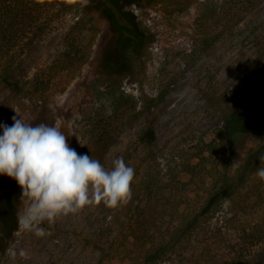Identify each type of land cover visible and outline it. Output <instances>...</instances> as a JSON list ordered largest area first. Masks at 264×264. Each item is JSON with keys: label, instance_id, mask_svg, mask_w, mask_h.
Masks as SVG:
<instances>
[{"label": "rangeland", "instance_id": "1", "mask_svg": "<svg viewBox=\"0 0 264 264\" xmlns=\"http://www.w3.org/2000/svg\"><path fill=\"white\" fill-rule=\"evenodd\" d=\"M153 1L83 0L52 19L43 37L18 60L12 85L0 80V122L11 124L17 111L27 122L59 124L72 147L90 154L89 117L108 87L103 77L113 73L120 90L132 94L139 106L130 116L113 119L97 144L93 133L96 152L90 155L105 167L118 156L130 165L144 158L141 136L146 128L153 130L156 152L168 164L210 137L219 121L208 95L215 90L237 103L263 72L264 0ZM205 4L216 8L215 21H203ZM114 13L133 33L118 26ZM88 17L98 27L96 34L87 35L94 39L89 56L48 82V70L64 49L70 27ZM101 56L106 57L104 67L98 64ZM42 79L48 83L40 85ZM158 97L162 100L147 104ZM138 181L136 177L133 183ZM20 193L14 180L0 176V264H96L100 248L110 243L134 201L132 194L115 208L86 207L57 220L49 234L37 238L18 226Z\"/></svg>", "mask_w": 264, "mask_h": 264}, {"label": "trees", "instance_id": "2", "mask_svg": "<svg viewBox=\"0 0 264 264\" xmlns=\"http://www.w3.org/2000/svg\"><path fill=\"white\" fill-rule=\"evenodd\" d=\"M82 2L0 0V80L11 86L23 52L43 37L52 19ZM153 2L147 0V5ZM114 18L123 31L133 33L116 13ZM216 18V8L205 4L203 21ZM97 31L93 17L70 27L64 49L48 70V82L84 62L94 40L87 35ZM135 47L134 42L130 48ZM98 62L106 66V57ZM108 75L102 76L108 87L89 117L90 154L96 152L93 133L97 144L113 119L130 116L139 106L132 94L120 90L119 77ZM221 98L215 90L208 95L219 121L215 131L183 151L174 164L157 154L153 130L142 132L144 158L131 164L139 177L131 186L133 206L110 243L100 248L96 264H264V181L254 175L264 166V68L246 97L237 103ZM3 227L0 208V231Z\"/></svg>", "mask_w": 264, "mask_h": 264}, {"label": "clouds", "instance_id": "3", "mask_svg": "<svg viewBox=\"0 0 264 264\" xmlns=\"http://www.w3.org/2000/svg\"><path fill=\"white\" fill-rule=\"evenodd\" d=\"M15 113L11 124L0 122V176L21 190L17 222L22 230L42 238L63 217L99 204L115 208L131 199L135 169L122 156L105 167L72 147L59 124L31 123ZM254 175L264 181V166Z\"/></svg>", "mask_w": 264, "mask_h": 264}]
</instances>
